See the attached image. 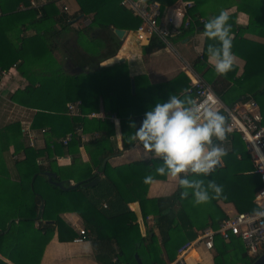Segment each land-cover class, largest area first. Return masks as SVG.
I'll return each instance as SVG.
<instances>
[{
    "label": "trees",
    "instance_id": "trees-1",
    "mask_svg": "<svg viewBox=\"0 0 264 264\" xmlns=\"http://www.w3.org/2000/svg\"><path fill=\"white\" fill-rule=\"evenodd\" d=\"M79 14L91 16L94 26L73 29L68 24L74 19L59 13L54 3L40 9L28 8L27 0H0V72L15 66L17 74L26 86L16 91L13 99L18 104L36 110L30 124L31 129H44V149L34 150L22 142L21 128L17 123L0 128V162L13 141L15 152L21 150L23 159L16 162L17 181L0 176V255L12 264H39L45 245L54 232L59 242H71L76 233L68 222L63 221L54 210L55 191L64 192L75 214L81 220L85 239L90 242L93 258L97 264H166L173 262L177 251L192 241L203 229H217L229 217L221 204H231L236 213H252L258 210L254 196L261 188L259 177L254 174L253 163L245 150L240 135L232 132L226 135L229 148L221 158L223 166L214 168L206 177L207 183L214 180L222 186L219 197H212L206 203L194 204L191 189L181 197V186L169 196L156 199L137 200L143 221L148 216L154 219V230L140 234L135 214L128 205L134 198L127 190V184L144 172H155L159 160L136 161L111 167L103 163L112 154L114 143L110 136L114 126L107 120L66 115V104L80 102L84 115L97 112L102 103L105 113H114L120 121L121 148L126 150L138 143L131 137L139 126L144 112L157 101L166 100L169 94L190 98L189 80L179 73L160 84H150L143 75L133 77L134 92H131V78L125 63L110 67L99 64L113 57L119 40L112 29L134 31L140 19L133 15L121 0H104L96 7L91 0H76ZM176 0H149L157 2L160 8ZM194 6L188 14L204 23L228 6L248 15L245 27L231 24L232 52L242 62L241 71L235 63L230 71L217 74L207 64L209 45L218 42L205 37L202 55L191 62V67L211 85L215 95L225 105L252 97L264 114V43L245 37L246 34L264 38V0H191ZM27 9L17 10L19 5ZM51 10V12H49ZM21 14V15H19ZM204 23H194L190 28L202 32ZM30 32V35L27 34ZM84 40H87L88 45ZM92 42H98L95 48ZM87 48L82 49V45ZM157 38L142 47L147 56L164 48ZM64 54V61L81 69L75 76L60 69L55 53ZM223 113L222 110H220ZM261 124L264 125V116ZM78 127L83 134L97 132V136L85 144L87 162L74 159L70 167H59L53 181L71 179L75 184L99 178L92 187L77 186L65 191L59 190L44 175L54 157L63 154V149L74 154L81 144L80 136L73 135L66 146L60 139ZM141 145V144H139ZM142 146V145H141ZM40 162V164L37 163ZM46 162L48 167H43ZM98 172V174H95ZM197 178L195 174H187ZM68 188L71 185L66 183ZM42 203V209H39ZM106 207H103L102 204ZM37 223V226H35ZM214 264H251L241 240L230 236L228 242L219 237L213 240ZM0 264H8L0 259Z\"/></svg>",
    "mask_w": 264,
    "mask_h": 264
},
{
    "label": "crops",
    "instance_id": "crops-1",
    "mask_svg": "<svg viewBox=\"0 0 264 264\" xmlns=\"http://www.w3.org/2000/svg\"><path fill=\"white\" fill-rule=\"evenodd\" d=\"M141 1L148 2L149 0ZM180 1L191 2L193 4L192 7L194 6L193 1L191 0H176L166 7H171ZM27 2L28 8H35L38 13H40V9L42 10V8L48 3L53 2L54 8L57 12L65 14L71 18L73 15L79 14L80 9L78 4L79 2L77 3L76 0H27ZM91 2L94 6L99 7L104 3V0H91ZM63 7H66L65 11L63 10ZM25 9L27 8L21 4L17 8L19 11H25ZM49 12H51V10ZM224 12L228 17L233 19L235 25L239 27L247 26L249 19L245 12L237 10L235 6H228ZM192 18L195 22L198 21L200 24L203 22H200L199 20L205 21L203 18ZM68 24L71 25L73 29L87 28L95 25L91 22L90 15L84 16L82 14H79L74 19L72 18L69 20ZM189 30L190 29L184 31L180 36L173 38L176 39L175 41H179V45L173 46L170 42V48L164 47L147 56L142 55L141 50L144 45H139L136 43L133 31L124 30L125 37L121 44L120 40L117 38L119 40V48L116 54L113 57L102 61L99 64V67H110L116 63H125L127 67V73L131 80H133V77L143 75L147 78L150 84H160L164 81L174 78L179 73H183L188 78L190 86V75L194 74L211 87V85L191 67V62L196 57H200L202 55L205 37L202 35V32L197 29H193L191 32ZM27 34L30 35V32H27ZM245 37L253 41L264 43V38L258 37L256 35L246 34ZM84 42H86L88 45L87 40H84ZM86 44L84 46L82 45L83 50L87 48ZM91 45L95 48L99 47L98 42H92ZM55 58L57 61H61L60 69L64 71L63 67L65 58L61 50L55 53ZM206 62L209 67H212V65L208 62V59ZM233 63L237 65L239 73L241 71L242 62L238 58L234 57ZM5 72L6 75L3 78L2 85H0V128L17 123L21 128L22 142L24 145H27L37 151L42 150L44 149L46 134L45 131L42 132L44 129L30 128V124L33 120L36 110L22 106L13 99L15 92L23 90L26 86V82L17 74L15 66L10 67ZM242 99L243 98L241 97L240 100ZM100 111L105 113L102 103H99V109L97 112ZM109 114L114 115L115 117V119L111 121L114 129L113 134L110 136L114 143V154L110 155L108 160H103V163L108 162L111 167H117L136 161L152 159L153 157L148 152V150L144 149L141 145H139V143L134 144L129 149L122 150L119 118L114 113ZM261 116H264L262 112ZM94 133L97 134V132L84 134V138L80 141L81 144L78 148L74 149V154L69 153L66 148H64L63 154L54 157V161L50 164V168L53 171H47L45 173H53L56 177L57 172H59V167H62L63 172H65V168L70 167V164L74 159H78L81 162L86 163L88 159L85 144L90 139H93ZM213 142L221 144L225 148V151L229 148L227 139L223 141H216L214 139ZM6 144H8V149L7 152H4L2 155V161L0 162V176L8 177L10 181L16 182V162L24 158L23 153L21 150L15 152L16 148L13 141L6 142ZM37 163L40 164L39 161H37ZM42 166L48 167L46 162H44ZM95 174H98V172H95ZM149 174L152 175L153 179L149 183H144L143 177ZM64 181L70 185L75 184L71 179H66ZM178 183L179 181L177 179L170 176L158 174L156 172H144L137 175L131 182L127 184V190L135 200L134 202L130 203L128 207L137 218L141 235H144L146 230L155 231L154 219L152 216H148L145 221L142 220L137 200L141 198L156 199L159 197L169 196L176 190ZM53 204L55 213L63 221L68 222L70 227L76 233L74 239L79 238V230L83 229V226L81 220L75 214L71 205L69 204L64 192H54ZM224 205L225 204H221V207L225 211L223 207ZM39 209H42V203L40 204ZM226 214L228 215L227 212ZM228 217L230 216L228 215ZM35 226H37V223H35ZM74 239L71 242H59L57 235L54 232L51 239L44 247L39 264H97L93 258L90 242L85 239L82 242L75 243ZM0 259L8 264H12L1 255ZM213 259V248L212 250H206L201 245L195 249L189 250L185 255L186 264H214Z\"/></svg>",
    "mask_w": 264,
    "mask_h": 264
},
{
    "label": "clouds",
    "instance_id": "clouds-1",
    "mask_svg": "<svg viewBox=\"0 0 264 264\" xmlns=\"http://www.w3.org/2000/svg\"><path fill=\"white\" fill-rule=\"evenodd\" d=\"M228 19L221 10L202 29L204 37L218 42L207 49L208 62L217 74L230 71L234 62ZM130 127L134 128L131 137L159 160L155 172L179 181L181 197L187 196V190L191 189L193 203L201 204L221 195V185L214 180L205 184L199 178L208 176L226 154L225 148L214 143V139L223 141L230 132L225 115L211 96L196 102L169 94L166 100L156 101L144 112L139 126L132 122ZM189 173L197 178H189ZM152 179L149 174L143 177V182Z\"/></svg>",
    "mask_w": 264,
    "mask_h": 264
},
{
    "label": "built area",
    "instance_id": "built-area-1",
    "mask_svg": "<svg viewBox=\"0 0 264 264\" xmlns=\"http://www.w3.org/2000/svg\"><path fill=\"white\" fill-rule=\"evenodd\" d=\"M121 5L140 19L139 25L133 31L135 41L139 45H146L151 38L155 37L166 48H170V40L180 36L195 23L192 16L188 14L193 5L188 1H180L163 9L157 2L141 0H121ZM63 10L65 11L66 7H63ZM5 75V71L0 72V85H2ZM187 92L190 93V99L196 102L209 96L213 98L217 108L222 110L226 117V123L230 128L229 133L235 132L240 135L245 150L253 163L252 172L259 177L262 186L254 196V203L258 207L257 211L235 213L234 216L220 224L217 229L207 227L201 230L192 241L178 249L175 260L167 264H186L182 256L186 250L195 249L200 245L206 250H212L215 237H219L223 242H228L230 236L238 237L244 245L247 256L254 260L264 247V125L261 124V111L255 100L250 97L238 100L228 106L223 104L212 88L194 74L190 75V86ZM65 114L70 117H86L109 122L115 119L114 115H107L102 111L84 115L80 112L79 101L66 104ZM73 135H79L80 139L84 138L82 128L78 127L59 142L66 146ZM96 136L97 134L94 133L93 138ZM103 207H106L105 204ZM85 233L83 229H80L79 238L74 239V242L84 241Z\"/></svg>",
    "mask_w": 264,
    "mask_h": 264
},
{
    "label": "water",
    "instance_id": "water-1",
    "mask_svg": "<svg viewBox=\"0 0 264 264\" xmlns=\"http://www.w3.org/2000/svg\"><path fill=\"white\" fill-rule=\"evenodd\" d=\"M113 33L116 35V37L120 40V44L122 43L124 37H125V31L123 29H112ZM65 73L69 74V75H77L78 73L81 72V69L76 68V67H72L71 63L69 60H65L64 62V67H63ZM130 88H131V92H134V83L133 80L130 81ZM222 167V163L221 161H219L218 165L215 168H221ZM46 177H47V182L50 183L51 185H53L54 187L58 188L59 190H67V189H73L76 188L77 186H80L81 188L85 189L87 187H92L94 186L97 181L99 180L98 177H96L95 179L91 180V181H83L81 183H77V184H73L70 187H66L65 186V181H53V179L55 178L53 173H45ZM251 264H264V247L262 248L261 253L259 254L258 257H256Z\"/></svg>",
    "mask_w": 264,
    "mask_h": 264
},
{
    "label": "rangeland",
    "instance_id": "rangeland-1",
    "mask_svg": "<svg viewBox=\"0 0 264 264\" xmlns=\"http://www.w3.org/2000/svg\"><path fill=\"white\" fill-rule=\"evenodd\" d=\"M176 39H171L170 42L171 44L174 45H179V41H175ZM225 211L228 213L230 217L234 216L235 211L233 210L232 206L230 204H225L224 206Z\"/></svg>",
    "mask_w": 264,
    "mask_h": 264
},
{
    "label": "bare ground",
    "instance_id": "bare-ground-1",
    "mask_svg": "<svg viewBox=\"0 0 264 264\" xmlns=\"http://www.w3.org/2000/svg\"><path fill=\"white\" fill-rule=\"evenodd\" d=\"M191 250V249H190ZM189 251V250H188ZM187 250L183 253V257H184V260H185V255H186V253L188 252Z\"/></svg>",
    "mask_w": 264,
    "mask_h": 264
}]
</instances>
